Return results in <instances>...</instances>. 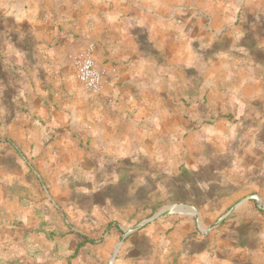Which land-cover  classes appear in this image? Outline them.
<instances>
[{
    "label": "crops",
    "instance_id": "1",
    "mask_svg": "<svg viewBox=\"0 0 264 264\" xmlns=\"http://www.w3.org/2000/svg\"><path fill=\"white\" fill-rule=\"evenodd\" d=\"M200 1L14 0L24 29L0 27V264H103L104 229L134 213L139 195L123 196L117 171L98 169L128 157L154 185L139 209L165 214L126 234L146 254L113 264H264V210L254 204L264 200V134L226 120L238 103L253 113L245 88L261 76L246 71L263 65L246 38L264 33L247 34L244 17L199 15ZM88 44L105 77L87 123L69 56ZM107 100L127 106L131 123L124 141L100 144L121 119ZM184 102L203 106L186 119ZM235 206L233 226L202 233L206 217L222 221Z\"/></svg>",
    "mask_w": 264,
    "mask_h": 264
},
{
    "label": "rangeland",
    "instance_id": "2",
    "mask_svg": "<svg viewBox=\"0 0 264 264\" xmlns=\"http://www.w3.org/2000/svg\"><path fill=\"white\" fill-rule=\"evenodd\" d=\"M198 7H203L198 8L197 14L199 15H215V16H226V17H231L237 18L239 17H244L246 22V31L247 34H254L256 30H261L262 33H264V0H202L200 1ZM217 6L213 10L211 6ZM16 12V9L14 7V0H0V21L5 22L4 24H1L0 22V27L5 28V30L9 33L12 34L14 30H23L24 28L21 25L15 24L14 20V14ZM254 20L256 21H262V24H254ZM238 24H230V35L231 38L237 39L239 38V30H237ZM20 30V31H21ZM28 30V29H27ZM246 38V43H247V49H251L249 51H246L247 54H250L253 58L256 56L258 57V60L261 61L262 66V71L257 72V70H250L247 69L246 75L250 80L254 79V76L260 74L261 76V84L257 85H247L248 87L245 88V91L248 92L249 97L246 99V105L245 109L248 110V112L253 111V113H249L248 116L243 113V105L241 103H238L239 107L236 109L237 111L232 110V113L229 114V117H227V121L230 123V127L233 126H239L240 131H245L250 133L251 135L262 132L264 134V39L260 40H254L253 35L247 36ZM260 41V42H259ZM235 42V41H234ZM87 49L91 50V55L93 54V45L88 44L86 48L80 49L77 51H74L70 54V62L75 70L74 67V61L77 59L84 51ZM259 54V56H258ZM93 57V55H92ZM253 58H246L245 63L246 65H249L250 63H253ZM94 59V58H93ZM232 60V59H231ZM234 63H236L234 61ZM76 72V70H75ZM25 76V75H23ZM257 80V79H256ZM251 82V81H250ZM76 87V92L84 93L86 96V115H87V123L91 122V114L92 111L95 110V107H91L92 105L89 104L90 98L89 96H95L92 95L89 91L83 90L81 85H77ZM78 89V90H77ZM208 91V90H207ZM189 92H192L191 90ZM259 92L261 95H259ZM263 93V94H262ZM183 95L184 89H183ZM109 99V98H108ZM117 105L115 102L112 101H106V105L102 104V107L104 108L105 111H110V109H114L113 106ZM122 107L120 110V120H118V129L116 130L117 133H115L114 130L111 128L107 127L103 129V135L100 137L101 140H99L100 144L102 143L101 141L106 140L107 142H112L114 141L119 142V140H125L126 138V129L128 128V125H130L131 120L129 118L130 111H127L124 104L120 105V103L115 106V107ZM169 107L173 108L174 104H169ZM203 105L199 104H193V103H182L181 104V109L183 116L187 119L188 117V111H190L191 108H197V107H202ZM243 106V107H242ZM234 107V105H233ZM231 109L232 108L231 106ZM119 111V110H118ZM245 115V117H244ZM129 118V119H128ZM141 122V121H140ZM87 144H90V137L87 136ZM90 153V152H88ZM113 160V159H111ZM105 165L98 169V172H101V176H109L113 175L115 171H117L116 176L120 177L122 182L120 183V188L119 192L123 195H133V192L138 193V199L133 200L132 202L138 206V208H134L135 212L131 213V210H124L122 215L119 217V222L117 223H111L109 224L106 229H104L101 237L102 241L106 242L105 245L102 243L103 246V264H113L116 262L118 259L125 260L124 255L128 254H133L135 253H141V251L146 254V249H143V247H136L134 245H127L126 239V234L128 231L134 229L135 227L141 225L143 222L148 221L149 219L152 218V215L155 213V211L150 212V209L148 208L147 205H145V209L141 210L139 209L142 207L144 204H146V199L145 195H147L149 192H152L154 189L153 184H142L141 180L143 177L147 174L146 169L144 168L142 164V160L139 159L138 161H135L134 163L131 162L130 157L125 160L118 161L117 163L115 162H106L104 163ZM78 171V169H76ZM93 167L87 168L86 169V176L88 177L89 174H93ZM127 177L133 178V183L132 184H126V179ZM171 184V183H170ZM172 186V184H171ZM122 196V197H123ZM144 196V197H143ZM118 202V205L122 204V202L126 203V200H121L119 199L116 201ZM230 201H227L226 204H229ZM254 204L256 206H261L264 210V200L258 199L254 201ZM147 206V207H146ZM147 208V209H146ZM121 211V209H119ZM234 213V214H233ZM232 214V215H231ZM220 218V217H219ZM218 218H208L206 217L205 220V226L209 227L208 230L202 232L204 235H213L216 236L219 234L221 229H224L223 227L225 226H233V222L236 223L237 221V212L233 211L229 213L228 217H225L222 221H218ZM223 224V225H222ZM111 228V229H110ZM130 236V235H129ZM126 237V238H125ZM215 238V237H214ZM147 250H149L147 248ZM151 253L156 254V249L152 248L150 249ZM128 252V253H125ZM150 253V254H151ZM163 255V254H161ZM137 256V255H135ZM124 259H123V258ZM173 262H175L172 259Z\"/></svg>",
    "mask_w": 264,
    "mask_h": 264
},
{
    "label": "built area",
    "instance_id": "3",
    "mask_svg": "<svg viewBox=\"0 0 264 264\" xmlns=\"http://www.w3.org/2000/svg\"><path fill=\"white\" fill-rule=\"evenodd\" d=\"M74 67L79 84L92 95H99L103 87L105 72L96 65L90 49L75 59Z\"/></svg>",
    "mask_w": 264,
    "mask_h": 264
},
{
    "label": "water",
    "instance_id": "4",
    "mask_svg": "<svg viewBox=\"0 0 264 264\" xmlns=\"http://www.w3.org/2000/svg\"><path fill=\"white\" fill-rule=\"evenodd\" d=\"M235 208H236V206H235L231 211H233ZM231 211H230V212H231ZM164 214H165V213L161 211V212L157 213L156 215H154L150 220H153L154 218L160 217V216H162V215H164ZM147 222H148V221L143 222L141 225L135 227L134 229H132V230H130V231H128V232H132V231L136 230L138 227H141L142 225L146 224ZM128 232H127V233H128Z\"/></svg>",
    "mask_w": 264,
    "mask_h": 264
}]
</instances>
